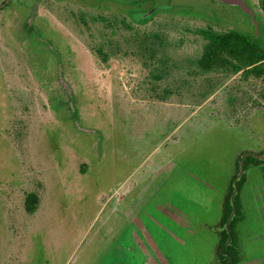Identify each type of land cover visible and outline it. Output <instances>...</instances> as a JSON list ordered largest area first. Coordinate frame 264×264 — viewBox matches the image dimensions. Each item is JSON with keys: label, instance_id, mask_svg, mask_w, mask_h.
Returning a JSON list of instances; mask_svg holds the SVG:
<instances>
[{"label": "rangeland", "instance_id": "obj_1", "mask_svg": "<svg viewBox=\"0 0 264 264\" xmlns=\"http://www.w3.org/2000/svg\"><path fill=\"white\" fill-rule=\"evenodd\" d=\"M244 1L253 17L217 0H0V264H142L115 247L141 233L134 215L170 264H213L237 164L264 157V74L202 69L200 30L264 47L261 0ZM243 172L235 245L264 264V158Z\"/></svg>", "mask_w": 264, "mask_h": 264}, {"label": "trees", "instance_id": "obj_2", "mask_svg": "<svg viewBox=\"0 0 264 264\" xmlns=\"http://www.w3.org/2000/svg\"><path fill=\"white\" fill-rule=\"evenodd\" d=\"M260 6L264 10V0H261ZM107 22L109 23L110 21L107 20ZM200 32L203 34L206 41L203 46L202 54L198 59V64L202 69H229L235 73L241 71L242 73L254 74L256 76L264 74V47L255 43L250 36L237 30L217 31L210 27L200 30ZM100 55L102 54L100 53ZM103 56V61L106 62L107 55L103 54ZM261 162V159L252 155H247L244 158V166L245 164H257ZM233 188V185H231L223 204V223L230 216L232 210L234 208L236 210V215L232 218L230 223L231 227L237 219V214L239 215L237 194L234 196V205L231 203V195L234 191ZM25 204L28 211L34 209V197L32 194L28 196ZM226 239L227 232L223 230L220 246L227 256H223L220 253L219 257L223 264H236L235 248L233 243L225 245ZM228 256L230 257L229 260Z\"/></svg>", "mask_w": 264, "mask_h": 264}, {"label": "flooded vegetation", "instance_id": "obj_3", "mask_svg": "<svg viewBox=\"0 0 264 264\" xmlns=\"http://www.w3.org/2000/svg\"><path fill=\"white\" fill-rule=\"evenodd\" d=\"M247 155H252L254 157H257L259 159H261L263 161V157L261 158V156L259 155H255V154H251V153H247L242 159H241V164H242V172H241V165L237 164V170L235 175L233 176L232 180H231V184L229 185V188L227 190V193L225 195V198L230 190V186L233 185V193L231 195V203L234 205V196L237 194L238 195V182L239 179H242L244 177V172H243V168H244V158ZM252 165L255 163H251ZM259 164V163H258ZM236 189V190H235ZM224 198V201H225ZM126 201V200H125ZM223 201V204H224ZM223 204H222V230L219 233V243L217 245V255L215 256V260L213 262V264H223L221 258L219 257V254L221 253L223 256H227V254L223 251L222 247L220 246V243L222 241V231L226 230L227 232V239H226V243L225 245H229L233 243V246L235 248L236 251V264H241L242 259H240L239 256V251L237 248V245H235V240H234V236H233V230H234V225L235 223L240 219L241 217V206L239 204V215L237 214V219L235 220L234 224L230 225L232 218L236 215V210L235 208L232 210L230 216L227 218V220L223 223ZM127 209H130L127 208ZM165 213H169L168 209H164ZM126 213H128V211H126ZM184 215V214H183ZM173 217V216H172ZM177 217V216H176ZM174 218V217H173ZM178 218L180 219V221H183L184 219L180 218L178 216ZM137 227L140 226L141 227V233L138 234H134V233H130V240H128L126 242L127 245H124V247L122 245H116L115 247L120 248V249H124L123 253L125 254V259L124 261H132V255L133 254H141L143 256L142 258V264H170L169 260L167 259V257L165 256V254L162 252V250L160 249V247L158 246L157 242L155 241V239L153 238V234L151 232H149L148 230L144 229L141 220L134 215V218H131V220ZM189 233H191L192 231L189 230ZM174 238L179 240L180 238H178L177 236L174 235ZM134 250V251H133ZM134 252V253H133ZM131 254V255H130ZM113 257H118L117 254H113ZM131 256V257H130ZM230 259V257L228 256V260ZM120 263H122V260L120 261ZM129 263V262H126Z\"/></svg>", "mask_w": 264, "mask_h": 264}, {"label": "water", "instance_id": "obj_4", "mask_svg": "<svg viewBox=\"0 0 264 264\" xmlns=\"http://www.w3.org/2000/svg\"><path fill=\"white\" fill-rule=\"evenodd\" d=\"M217 1H220L222 3L228 4L231 6L240 7L243 11L249 13L252 17L254 15L252 8H250L244 0H217ZM152 12H153V9L142 15H139L138 18H147L151 15ZM241 172H242V164H241Z\"/></svg>", "mask_w": 264, "mask_h": 264}]
</instances>
